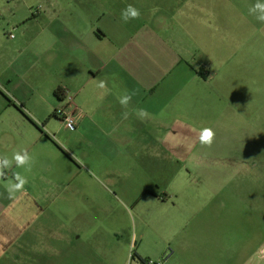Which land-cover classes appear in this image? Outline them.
Wrapping results in <instances>:
<instances>
[{
	"label": "crops",
	"instance_id": "obj_1",
	"mask_svg": "<svg viewBox=\"0 0 264 264\" xmlns=\"http://www.w3.org/2000/svg\"><path fill=\"white\" fill-rule=\"evenodd\" d=\"M128 5L141 15L125 23ZM212 8L207 0H44L17 21L12 46L0 45V158L27 151L32 161L13 160L0 179V264L133 260L114 204L129 214L145 199L162 211L175 204L143 187L130 206L101 180L116 185L130 178L125 168L144 167L155 182L197 148L207 126L201 110L215 95L210 64L195 63L212 45L205 18L221 19ZM59 109L72 113L74 127ZM16 173L27 183L10 197Z\"/></svg>",
	"mask_w": 264,
	"mask_h": 264
},
{
	"label": "rangeland",
	"instance_id": "obj_2",
	"mask_svg": "<svg viewBox=\"0 0 264 264\" xmlns=\"http://www.w3.org/2000/svg\"><path fill=\"white\" fill-rule=\"evenodd\" d=\"M258 2L264 0H207L213 10H221V19L205 18L212 25V45L204 58L195 56V63L210 64L209 90L215 95L199 110L216 133L212 146H201L197 136V148L155 182H147L144 167L123 168L130 178L116 185L101 180L119 200H131L130 206L143 187L166 192L175 204L162 211L145 199L131 214L114 204L126 226L122 239L132 244L126 253L136 255L116 264H140L139 258L162 264H264V22L249 11ZM43 4L0 0V45L10 48L18 37L17 21ZM197 4L204 6L205 0ZM221 25L226 35L222 55Z\"/></svg>",
	"mask_w": 264,
	"mask_h": 264
},
{
	"label": "clouds",
	"instance_id": "obj_3",
	"mask_svg": "<svg viewBox=\"0 0 264 264\" xmlns=\"http://www.w3.org/2000/svg\"><path fill=\"white\" fill-rule=\"evenodd\" d=\"M250 13H259L257 15V19L264 22V3H256L253 7L249 9ZM139 9L133 7L132 5H128L125 9L121 11V20L127 23L130 19H139L140 18ZM98 87L101 89H106V81L101 80L98 83ZM119 103L122 106H127L129 101L131 100V95L125 94L123 96L118 97ZM126 115V114H125ZM138 115L141 118H144L148 115L145 109H139ZM216 137L215 131L211 127H204L200 129L198 139L201 146L211 147L214 143ZM15 161L17 167L22 166H30L32 157L24 152H15L13 154L12 159H8L6 156L0 158V179H5V169L10 168L12 161ZM16 183H13L11 180L7 181L6 189L9 193V196L12 197L16 192H21L24 190V186L27 183V180L23 178L19 173L15 174Z\"/></svg>",
	"mask_w": 264,
	"mask_h": 264
},
{
	"label": "built area",
	"instance_id": "obj_4",
	"mask_svg": "<svg viewBox=\"0 0 264 264\" xmlns=\"http://www.w3.org/2000/svg\"><path fill=\"white\" fill-rule=\"evenodd\" d=\"M38 9H36L33 12H37ZM57 116L61 118L62 123L67 127V128H72L75 125L74 118L72 116V113L66 112L64 109H59L57 111ZM140 264H162L161 261H154L152 259L146 258V259H141Z\"/></svg>",
	"mask_w": 264,
	"mask_h": 264
},
{
	"label": "trees",
	"instance_id": "obj_5",
	"mask_svg": "<svg viewBox=\"0 0 264 264\" xmlns=\"http://www.w3.org/2000/svg\"><path fill=\"white\" fill-rule=\"evenodd\" d=\"M141 261V260H140Z\"/></svg>",
	"mask_w": 264,
	"mask_h": 264
}]
</instances>
